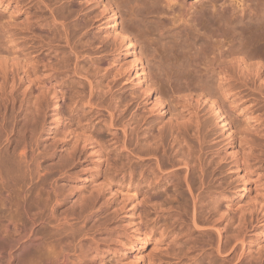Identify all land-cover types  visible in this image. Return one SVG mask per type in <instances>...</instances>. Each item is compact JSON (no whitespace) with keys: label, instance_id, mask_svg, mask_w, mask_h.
I'll use <instances>...</instances> for the list:
<instances>
[{"label":"rangeland","instance_id":"374dc122","mask_svg":"<svg viewBox=\"0 0 264 264\" xmlns=\"http://www.w3.org/2000/svg\"><path fill=\"white\" fill-rule=\"evenodd\" d=\"M3 1L8 9H0V48L9 49L10 60L18 62L14 70L25 66L31 77L25 79L24 73L11 77L8 93L12 91L13 99L9 100L8 93L0 98V144L14 127L12 149L26 143L37 153L46 179H38L32 189L31 211L36 218L53 220L52 208L59 216L94 205L100 223L116 227L119 234L126 233V221H134L148 234L149 242L143 260L137 262L136 248L127 253L124 264H239L234 261L238 251L232 248L236 235L246 239L249 255L264 259V86L236 84L242 99L230 112L238 128L227 135L200 96L204 84L194 77V70L205 74V68L187 66L192 64L197 48L192 36H175L178 30L160 28L153 18H133L135 0H63L64 5L59 4L61 0H49L56 23L50 11L36 1ZM17 2L21 10L15 8ZM261 2L264 0H185L175 10L209 15L211 4L223 3L226 14L219 15L223 19L213 17L211 27H205L229 32L235 28L239 38L246 41L258 37L264 46V20L250 14L251 7L261 10ZM232 14L233 25L229 19ZM114 18L135 44L152 96L164 103L168 112L159 113L156 100L148 102L128 72L132 57L112 32ZM61 22L66 24L64 31L59 28ZM3 28L12 42L5 39ZM53 102H58L57 112ZM241 109L255 122L245 124V117L239 115ZM197 126L198 136L189 135L175 146L181 152L180 159L197 162L200 158L204 162L206 187L200 191L198 224L203 226L210 214L212 222L226 217L224 242L230 245L224 256L213 252L212 245L218 240L215 231L206 236L192 225L193 202L181 182L183 173L170 174L178 169L173 167L175 160L164 158L161 168L165 172L160 173L154 158L142 161L133 155L153 153L161 143L170 141L172 132L194 131ZM197 176L191 179L195 193L200 189ZM94 179L98 181L95 186ZM99 193L106 197L96 203L94 197ZM12 210L4 209L1 216L8 219L19 215L20 209ZM238 221H243L242 229ZM51 227L39 224L49 251L68 249L75 243L70 232L56 234ZM110 237L111 233L106 236ZM25 254V261L40 256L33 250ZM225 256L229 262L223 260ZM89 259L83 264H100L102 258ZM112 260L107 256L104 264Z\"/></svg>","mask_w":264,"mask_h":264},{"label":"bare ground","instance_id":"6f19581e","mask_svg":"<svg viewBox=\"0 0 264 264\" xmlns=\"http://www.w3.org/2000/svg\"><path fill=\"white\" fill-rule=\"evenodd\" d=\"M33 1H36V4H39L50 11L53 23L58 21L53 6L49 0ZM184 1L185 0H150L149 3H145L143 0H135V2H133L135 7L133 6L134 9L132 8L131 16L137 18L139 15H142L143 18H153L155 24L157 23V26L160 28H174L178 30L174 33L175 36H184L186 38L192 36V40L194 39L197 48L195 49L196 51L194 50V54L192 53L194 57L191 56L193 57L192 64L187 66L190 68H197L198 66L205 68V74L201 73L202 71L199 69H196V71L194 70V77L204 84L203 87H201L200 96L208 103L211 114L214 116L217 124L222 127L224 133L231 135L234 132L236 133L238 124L235 123L232 118L230 109L232 107L234 108V106L239 103L243 94L237 90L236 84L251 85L253 87H255V85L257 86V84L264 86V46L261 45L262 39L257 37L252 40L245 39L246 41H244L242 37L239 38L237 33H235V28L230 30V32L233 31L231 32L233 34L231 36V33L228 31L229 29L227 30L226 27L225 29L229 33L227 31H221L220 29H208L209 27H205L206 25L210 26L213 17V19L217 17L218 19H221L223 16L220 18L219 15L225 16L226 13L223 9V3L211 4L209 15H201V13L190 14L188 11L187 13L184 12L185 14H180L179 10L176 11L175 8L177 5L182 7L181 5ZM60 3L61 5H64L63 0H61L59 4ZM259 5H261V15L258 10L259 6H257L258 9H256L257 7H251L250 14L253 15V17L261 16L258 20H264V2H261ZM15 8L17 10L22 9L18 2ZM0 9L3 11H7L8 9V5H6L3 0H0ZM230 16L229 19L231 22H228L232 24L234 23V14ZM169 19H172L171 22ZM226 19L225 21H227ZM111 22L112 32L116 40L123 45L126 54L132 57V66L129 68L128 72L132 73L135 77L147 101L150 102L151 99L154 101L156 100L155 106L158 112H168L169 108L165 106L164 103L157 101V98H155L154 95L153 97L151 94L152 90L149 88L150 86L145 77L144 65L136 55L135 44L129 39L125 30H120L118 28L116 18ZM226 26L229 27V23H226ZM231 27L233 28V26ZM59 28L64 31L66 24L61 22ZM162 30L163 29H161V31ZM3 32L6 35L5 39H9V41L12 42L8 30L3 28ZM9 54V49L4 50L3 48H0V98H3L4 95L8 93V86L11 82V77L13 79L17 77V75H20V73H24L23 75L25 76V79H30L31 77V72L24 70L26 69L25 66H20L22 69L14 70V67L19 66V64L18 62H15L14 59L10 60L11 58H9ZM11 89H13V87ZM261 94L264 99V92H261ZM7 96L10 98L9 100H12V91H10ZM9 100H7V102ZM56 101L58 100L56 99ZM227 102H230L231 107L226 105ZM57 103L58 102H53V108L56 112L58 108ZM239 115L245 117V124L255 122L254 117L249 113H244L243 109L239 110ZM57 117L55 116V118ZM3 118H5V116ZM55 118L53 120H56ZM57 121H60V119L58 118ZM4 128L7 130L6 127ZM195 129L196 130L194 131L186 129L183 132L180 130L172 132L170 135V141L167 143H161L153 153L146 152V154L140 156L138 152H133V155L142 161L149 157L154 158L155 168L160 173L165 172L161 168V161L164 158H167V160L170 159L171 161L175 160L173 167L178 169L171 171L170 174L176 176L179 172L183 173L181 182L186 185L193 202L191 216L192 225L199 229L203 234H207L206 236L212 235V232L215 231L218 235V240L215 244H211L214 251L211 250L214 253H217V255H222L224 254L223 252L225 251V248L226 250H229L227 247L230 245H227L226 241L224 242L225 235L223 234L224 228L222 226L225 223L224 221H226V217L224 218L223 216L222 220L220 218V220L218 219L219 221L215 220L216 222H212L210 219L211 214L209 213L210 215L203 221V226L198 224V220L200 219L198 218V213L201 212L198 204H202V192L200 191L204 190L206 187L204 162L200 158L197 162H193L188 158L180 159L179 154L181 152L178 151L175 146L178 144V140L188 138L189 135L192 137L198 136L199 127L197 126ZM15 131L16 130L13 127L10 132H7L4 142L0 144V159L4 160V162L0 164V264H83L90 257L97 258V256L102 258L100 264H104V258L107 256L113 257L112 262H110L111 264H124V261L128 256L127 253L136 248L138 249L139 256V258L136 259L137 262L143 260V251L149 242V236L148 234L146 235L144 229H142L139 224H135L133 220V222H131V220L126 221L127 219H125L124 221L129 222L124 227L126 228L124 229L126 230V233L119 234V230L116 227H111L106 223L103 224V222L100 223V215H98L96 211L98 208L94 205L80 206L77 209L72 205V208L76 210L71 209V212L64 211L59 216H55L57 209L52 208L51 217L54 216V218H52L53 220L49 219L50 217L46 219L43 217L36 218L37 214L34 215L31 211L33 207L32 205L34 204H32L33 199L31 198L33 195L32 189L34 185H36L35 182L38 179L42 181L46 179V174L41 170V165L37 161V153L33 147L23 143L16 145L12 149ZM90 144L94 145V143ZM230 151L232 154L236 153L234 149ZM238 169L240 170L241 166H238ZM196 171L198 172L196 173ZM128 174L132 177L133 171L130 170ZM196 175H198L197 177L200 180V189L198 193H195L191 186V179ZM97 182L98 181L94 179L92 185L94 184L95 186V183ZM52 189L54 190L53 192H55L53 187ZM245 189L246 188L244 187V191ZM108 191L109 194L112 193L110 188ZM55 196L57 197L58 195ZM81 196H83V194ZM103 197L105 198L106 194L103 196L99 193L94 197V200L97 203V201L102 200ZM79 198L77 197L78 200ZM15 207L21 211V213L19 211L18 216H13L8 219L5 218L6 215L3 217L1 216V212L4 209L13 211L12 209ZM206 212L208 213V211ZM218 212L220 211H217V215ZM128 215L129 213H126V216ZM238 222L241 223L243 221ZM39 224H43V226L46 225L47 227L52 226L51 229L56 234L70 232V235H72V237L74 236L72 239L75 238V243L68 249L59 248V250L49 251L47 245L44 243L43 238L45 235L42 233V230H40L41 228H39ZM242 224L243 223H241L240 226L237 224L240 229H242ZM232 226H234V224H232ZM109 233L112 234V237L106 238ZM240 236L241 235H236L233 240L234 242L232 243L233 251H238L235 255L236 257L234 258V261L239 264L244 262L246 264H264L263 258H254L255 255L252 256L251 253L249 255L246 239ZM224 245L227 246L225 247ZM29 250L38 252V255L40 254V256L37 257V260H24V257L26 256L25 252ZM231 250L230 252H232ZM228 252L229 251L225 252V254ZM235 253H233V256ZM226 256L223 260L229 262L226 261L229 259V257L226 258ZM141 264L144 263L142 262Z\"/></svg>","mask_w":264,"mask_h":264}]
</instances>
